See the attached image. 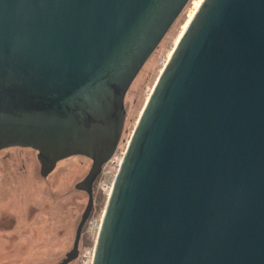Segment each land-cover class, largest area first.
Masks as SVG:
<instances>
[{"label": "water", "instance_id": "obj_1", "mask_svg": "<svg viewBox=\"0 0 264 264\" xmlns=\"http://www.w3.org/2000/svg\"><path fill=\"white\" fill-rule=\"evenodd\" d=\"M190 0H0V150L113 156L124 97ZM92 264H264V0H204L135 126Z\"/></svg>", "mask_w": 264, "mask_h": 264}, {"label": "rangeland", "instance_id": "obj_2", "mask_svg": "<svg viewBox=\"0 0 264 264\" xmlns=\"http://www.w3.org/2000/svg\"><path fill=\"white\" fill-rule=\"evenodd\" d=\"M203 0H190L143 65L124 97V124L116 148L124 153L143 108L179 38ZM92 165L86 156L60 160L44 177L38 151L0 150V264H55L71 251L88 194L76 187ZM105 168V167H104ZM103 168L94 182V204L79 255L68 264H92L114 174Z\"/></svg>", "mask_w": 264, "mask_h": 264}, {"label": "built area", "instance_id": "obj_3", "mask_svg": "<svg viewBox=\"0 0 264 264\" xmlns=\"http://www.w3.org/2000/svg\"><path fill=\"white\" fill-rule=\"evenodd\" d=\"M124 155H125V152L124 153L115 152L113 154V156L103 165V170H104L103 172L104 173H110L111 171H113L111 173H113L114 174V178H116V176H117V174H118V172L120 170L122 161L124 159ZM112 188H113V185L110 188V193L112 191Z\"/></svg>", "mask_w": 264, "mask_h": 264}, {"label": "bare ground", "instance_id": "obj_4", "mask_svg": "<svg viewBox=\"0 0 264 264\" xmlns=\"http://www.w3.org/2000/svg\"><path fill=\"white\" fill-rule=\"evenodd\" d=\"M203 1H204V0H203ZM203 1H202V2H203ZM202 2L200 3V5L202 4ZM200 5H199V7H200ZM199 7H198V8H199ZM197 10H198V9H197ZM187 26H188V25H187ZM186 28H187V27H186ZM184 31H185V30H184ZM182 34H183V33H182ZM181 36H182V35H181ZM180 38H181V37H180ZM180 38H179V39H180ZM178 41H179V40H178ZM176 45H177V44H176ZM173 51H174V50H173ZM172 53H173V52H172ZM171 55H172V54H171ZM171 55H170V57H171ZM169 59H170V58H169ZM166 64H167V63H166Z\"/></svg>", "mask_w": 264, "mask_h": 264}]
</instances>
